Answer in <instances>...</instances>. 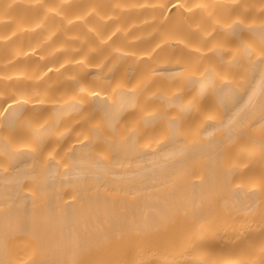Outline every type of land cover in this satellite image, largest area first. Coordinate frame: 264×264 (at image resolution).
<instances>
[{
	"label": "bare ground",
	"instance_id": "6f19581e",
	"mask_svg": "<svg viewBox=\"0 0 264 264\" xmlns=\"http://www.w3.org/2000/svg\"><path fill=\"white\" fill-rule=\"evenodd\" d=\"M0 264H264V0H0Z\"/></svg>",
	"mask_w": 264,
	"mask_h": 264
}]
</instances>
